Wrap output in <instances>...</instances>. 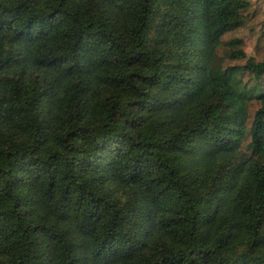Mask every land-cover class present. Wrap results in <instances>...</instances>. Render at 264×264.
Wrapping results in <instances>:
<instances>
[{"label": "trees", "instance_id": "16d2710c", "mask_svg": "<svg viewBox=\"0 0 264 264\" xmlns=\"http://www.w3.org/2000/svg\"><path fill=\"white\" fill-rule=\"evenodd\" d=\"M260 14L0 0V264H264Z\"/></svg>", "mask_w": 264, "mask_h": 264}, {"label": "rangeland", "instance_id": "374dc122", "mask_svg": "<svg viewBox=\"0 0 264 264\" xmlns=\"http://www.w3.org/2000/svg\"><path fill=\"white\" fill-rule=\"evenodd\" d=\"M250 1L252 2V5L255 8L261 9V14L258 17V19H256V22L257 21L264 22V0H250ZM250 29H251V26H248L246 29L237 33L236 36L240 37L242 41L244 42V49H245V52L248 58H255V60H258L259 55H257V52H256V44H257L258 35H255V36L251 35ZM255 30H257V28Z\"/></svg>", "mask_w": 264, "mask_h": 264}]
</instances>
